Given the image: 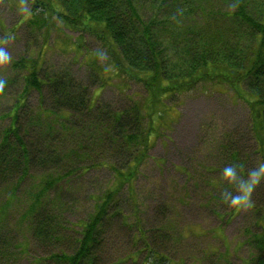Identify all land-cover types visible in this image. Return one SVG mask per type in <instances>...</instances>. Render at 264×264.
I'll return each mask as SVG.
<instances>
[{"label": "rangeland", "instance_id": "374dc122", "mask_svg": "<svg viewBox=\"0 0 264 264\" xmlns=\"http://www.w3.org/2000/svg\"><path fill=\"white\" fill-rule=\"evenodd\" d=\"M35 13L45 17L49 26L28 25L32 13L26 2L0 0V55L7 57L0 63V131L8 124L6 113L23 88L22 61L38 55L42 73L64 71L78 84V92L80 86H87L90 107L97 114L114 113L132 100L143 102L146 90L140 82L127 80L111 67L105 69V53L98 38L84 33L79 43L74 39L78 33L55 14ZM38 97L37 91L28 92L20 110L22 125L37 110ZM164 101L162 117H154L162 126L151 136V146L137 166L131 189L124 184L115 198L121 215L106 222L99 264H155L158 253L168 258L163 264H246L259 253L253 234L260 230L258 216L263 210L252 208L250 181H242H256L264 172L259 154L253 152L257 144L249 134L252 119L247 105L227 86L214 82H200ZM28 137L30 142L39 141L33 130ZM51 140L60 155L66 144L58 142V135ZM98 152L82 163L88 166L83 168H77L74 156H64L57 168L67 174L62 179L57 176L42 196L44 201L58 203L55 215L67 227L60 228L59 237L66 249L73 246L94 201L111 186L110 163L123 164V154L105 144ZM242 160L246 162L244 175L236 170ZM38 163L30 166L18 185L17 198L4 220L0 243L4 245L0 248L4 264H35L45 253L43 247L34 245L29 220L21 215L24 201L27 204L35 195L44 176ZM229 167L235 170L234 176L225 173ZM1 193L0 202L7 196ZM145 242L156 254L150 255V247L143 249Z\"/></svg>", "mask_w": 264, "mask_h": 264}, {"label": "trees", "instance_id": "16d2710c", "mask_svg": "<svg viewBox=\"0 0 264 264\" xmlns=\"http://www.w3.org/2000/svg\"><path fill=\"white\" fill-rule=\"evenodd\" d=\"M20 1L26 2L32 13L28 25L40 29L49 26L45 17L36 15L38 10L41 14H55L69 30L78 33L74 39L79 43L84 33L98 38L105 53V69L111 67L127 80L140 82L146 96L143 102L132 100L114 113L97 114L90 107L92 98L87 86H80L78 92V84L64 71L42 73L39 55L22 61L23 88L6 113L8 124L0 131V191L7 194L0 202V243L4 220L17 198V187L30 166L40 159L44 176L35 195L27 204L24 201L21 214L29 220L34 245L45 252L35 264H99L106 222L121 215L115 208V198L124 184L131 189L137 166L151 146V136L157 135L162 126L163 122H155V118L162 117L164 100L200 82L223 84L245 102L252 119L249 134L257 144L253 152L259 154L264 165V0ZM77 46L81 48L82 44ZM31 90L39 95L38 108L22 125L20 110ZM31 130L38 134L39 141H29ZM57 135L58 142L66 144L60 155L51 140ZM103 144L121 152L123 164L110 163L114 176L111 186L94 201L73 246L66 249L59 238L60 228L67 227L57 221L58 203L44 201L42 196L57 176L62 179L67 174L57 168L64 156L77 158V168L88 167L82 163L92 154H99ZM245 163L242 160L236 168L242 175ZM246 181H250L252 208L263 210L258 216L260 230L253 234L259 253L247 259L246 264H264V172L260 179L242 182ZM6 187L8 190H4ZM147 243L143 249L150 247L148 252L153 256L156 251ZM0 253L4 258L2 249ZM157 255L155 264L168 259Z\"/></svg>", "mask_w": 264, "mask_h": 264}, {"label": "clouds", "instance_id": "9594fccd", "mask_svg": "<svg viewBox=\"0 0 264 264\" xmlns=\"http://www.w3.org/2000/svg\"><path fill=\"white\" fill-rule=\"evenodd\" d=\"M6 59H7V57H4V56L0 55V63H3ZM0 87H2V82H0ZM225 173L228 176H234L235 175V170L233 168L229 167V168L225 169Z\"/></svg>", "mask_w": 264, "mask_h": 264}]
</instances>
